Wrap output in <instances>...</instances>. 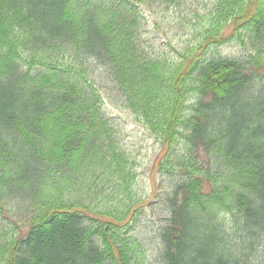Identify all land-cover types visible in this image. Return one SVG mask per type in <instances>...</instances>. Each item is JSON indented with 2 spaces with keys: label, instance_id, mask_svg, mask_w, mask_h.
<instances>
[{
  "label": "trees",
  "instance_id": "16d2710c",
  "mask_svg": "<svg viewBox=\"0 0 264 264\" xmlns=\"http://www.w3.org/2000/svg\"><path fill=\"white\" fill-rule=\"evenodd\" d=\"M187 1L0 0V264L144 263L138 174L105 96L177 178L162 264H264V0L181 11L189 42L163 56L143 7ZM232 41L249 54L222 56Z\"/></svg>",
  "mask_w": 264,
  "mask_h": 264
},
{
  "label": "rangeland",
  "instance_id": "374dc122",
  "mask_svg": "<svg viewBox=\"0 0 264 264\" xmlns=\"http://www.w3.org/2000/svg\"><path fill=\"white\" fill-rule=\"evenodd\" d=\"M213 2L214 0H188L183 10L176 7L167 9L165 6L152 8L144 6L147 43L155 46L157 52L163 56L178 57L177 50H182L189 42V35L186 32H189L190 28L189 25L182 26L181 11H189L191 6L205 11V6H210ZM218 52L224 57L242 58L249 54L250 49L238 41H232L222 46ZM103 76L99 74V83L105 86L107 84ZM256 89L258 90L259 86H256ZM106 90H109V86H106ZM103 112L119 130L122 146L130 156L134 170L138 174L135 191L143 199L144 209L132 234L139 245V256L143 258V264H162L159 230L169 217L165 197L177 178L159 170L157 163L163 154L161 144L131 111L120 107L112 98L105 96ZM184 147L182 143L181 148ZM17 212V209L10 210V217H14L15 223L7 219L13 226L9 229L11 232L17 230L18 225L21 227L25 225L24 218H19L20 213ZM8 222L6 221L7 225ZM255 257L253 256L252 259Z\"/></svg>",
  "mask_w": 264,
  "mask_h": 264
}]
</instances>
